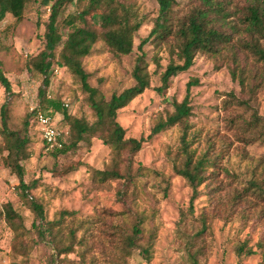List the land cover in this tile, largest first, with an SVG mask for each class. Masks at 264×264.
Segmentation results:
<instances>
[{"label": "rangeland", "instance_id": "rangeland-1", "mask_svg": "<svg viewBox=\"0 0 264 264\" xmlns=\"http://www.w3.org/2000/svg\"><path fill=\"white\" fill-rule=\"evenodd\" d=\"M54 1L35 0L21 21L7 14L0 22L1 68L12 86L7 91L0 81V264H264V200L246 192L250 179L264 181V142L251 140L245 131V122L255 114L264 117V59L249 46L258 41L264 47V38L246 31L241 23L256 0H222L232 9L222 26L232 34V41L217 53L197 52L194 65L172 76L162 93L158 91L162 73L171 61L182 62L180 43L171 36L150 41L141 49V41L155 25L159 4L157 0H118L131 6L141 21L133 51L116 54L100 40L83 64L90 84L110 99L136 84L133 70L144 55L150 87L121 108L117 118L126 129L125 138L143 139V146L138 152L116 149L96 133L57 156L45 151L40 131L31 121L32 111L46 105L39 95L44 75L31 60L45 47ZM85 3L73 0L61 8L58 27L64 39L72 30L66 19ZM198 4L177 0L175 29ZM101 13L93 9L87 16L89 25L99 30ZM233 25L238 29H232ZM62 46L52 62L46 96L69 102V114L93 124L96 115L81 80L59 64ZM194 79L199 83L190 88L189 116L152 134L175 111L174 103L184 100L188 82ZM4 104L8 128L27 132L31 138L30 157L22 161L24 179L31 184L28 197L22 195L19 178L8 167ZM57 119L71 130L61 112ZM189 156L210 160L207 178L198 186L193 202L194 189L178 172ZM104 171L118 174L104 179ZM32 201L43 205L45 221ZM7 203L20 215L16 230L5 217ZM51 221H61L54 228L55 233L61 230L57 240L47 231L39 234L37 228L40 224L46 230ZM136 224L140 232L130 246L125 239ZM70 229L75 233L73 240L68 238ZM61 236L67 240L60 243ZM70 241L72 250L65 252L61 247ZM242 244L255 253L238 254L237 246ZM145 248L150 250L149 258L143 254Z\"/></svg>", "mask_w": 264, "mask_h": 264}, {"label": "trees", "instance_id": "trees-1", "mask_svg": "<svg viewBox=\"0 0 264 264\" xmlns=\"http://www.w3.org/2000/svg\"><path fill=\"white\" fill-rule=\"evenodd\" d=\"M35 0H0V22H2L7 14L13 15L17 21H21L24 17L25 10L29 3ZM73 0H55L50 6L49 20L46 25L45 32V47L31 60V65L35 70L44 75L43 87L39 90V95L45 102L43 108H38L32 111L31 121L37 125L35 119V111L43 110L49 113L61 112L67 123L70 125V142L62 148L48 149V145L44 138L41 137L44 144V149L47 153L54 155H62L69 152L80 144L82 140L87 138V135L95 136L100 133V138L108 145L116 149L130 148L132 152H138L143 146V139L125 138L126 129L118 121V111L127 106L134 98L143 93L150 87V78L147 71L144 55L138 57L133 70V77L136 80L134 86L128 87L121 93H114L110 99L89 82V73L86 71L83 59L92 53L94 45L102 40L106 43L108 49L113 53L120 55H128L133 51L135 33L141 27V21L137 19L131 6L126 5L118 0H76L77 2L86 1L84 8L78 13L66 19L72 30L64 39L59 30L58 22L61 14V8L66 2ZM199 2L194 10L186 19L178 24L175 29L173 25L174 5L177 0H157L159 4V14L156 18L155 25L147 37H145L139 47L142 49L145 44L153 40H165L168 37L174 36L178 39L180 46L178 50V58L180 63L171 61L166 70L162 73V85L158 87L160 93L168 87L169 81L175 74L188 71L195 63V56L199 51L217 53L222 45L232 41V34L222 29V26L228 22L231 16L232 9L230 3L222 0H196ZM247 7V11L241 17V23L244 29L250 33H258L261 38H264V0H256ZM101 10V30L89 25L87 16L93 10ZM78 23H83L80 26ZM232 29H238L236 25L231 26ZM62 49L59 53V64L67 67L74 75H76L82 83V87L88 94L89 105L96 115V121L93 124L78 118L68 113L70 107H65L66 101L59 99L47 98L46 89L50 85L49 72L52 68L53 59L56 58V51L60 45ZM253 50L264 59V47L258 41L254 44H249ZM234 76L237 72L233 71ZM243 80V79H242ZM0 81L3 83L7 91H11L12 86L8 78L5 76L1 68L0 60ZM199 83L198 79L188 82V92L182 102H175V111L170 114L166 121L159 122L153 129L152 134L162 131L169 125H174L181 122L191 113L190 88ZM2 123L4 133L6 135L5 149L7 150L6 159L8 167L17 175L20 180L19 187L24 197L29 196L31 184H28L25 179V167L22 161L30 157L28 144L31 141L27 132L20 130H10L8 128V108L7 104L2 107ZM245 131L251 136V140H261L264 142V117L255 114L253 119L245 122ZM210 162L207 156L199 157L194 160L189 156L185 167L178 169L194 189L191 202L196 198L198 186L207 178L205 175L206 167ZM104 179L109 178V175H117L118 173L103 172ZM247 195L251 194L264 200V181H258L256 178L249 180L246 188ZM251 192V193H249ZM32 207L37 212V215L45 221L44 207L42 204L32 201ZM68 213H65V215ZM5 217L10 222L14 229H17V218L20 215L15 211L11 203H7L5 209ZM61 221H51L48 226L43 229V226L37 228L39 234L47 231L53 235L54 240L60 236L61 230L55 233V227ZM36 226V223H33ZM139 225L133 226V231L126 236V243L130 246L136 244L137 236L139 235ZM46 233V232H45ZM68 238H75V233L70 229ZM64 237L59 238V242L65 241ZM61 249L65 252L72 250L73 242L65 243ZM238 254L252 255L255 251L248 248L246 244L237 246ZM144 256L150 257V250L144 249ZM20 264V263H13ZM84 264V263H83Z\"/></svg>", "mask_w": 264, "mask_h": 264}, {"label": "built area", "instance_id": "built-area-1", "mask_svg": "<svg viewBox=\"0 0 264 264\" xmlns=\"http://www.w3.org/2000/svg\"><path fill=\"white\" fill-rule=\"evenodd\" d=\"M65 107H70L69 102H65ZM37 128L48 145V149L62 148L68 143L70 137L69 128L61 126L57 119V114L35 111Z\"/></svg>", "mask_w": 264, "mask_h": 264}]
</instances>
